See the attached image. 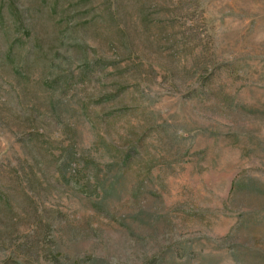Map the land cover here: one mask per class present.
<instances>
[{
    "label": "rangeland",
    "instance_id": "rangeland-1",
    "mask_svg": "<svg viewBox=\"0 0 264 264\" xmlns=\"http://www.w3.org/2000/svg\"><path fill=\"white\" fill-rule=\"evenodd\" d=\"M0 264H264V0H0Z\"/></svg>",
    "mask_w": 264,
    "mask_h": 264
}]
</instances>
